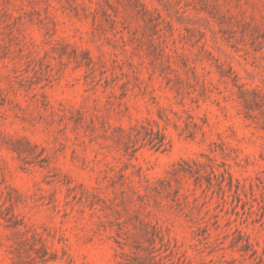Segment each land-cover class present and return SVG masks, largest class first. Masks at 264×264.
Masks as SVG:
<instances>
[{
    "label": "rangeland",
    "instance_id": "rangeland-1",
    "mask_svg": "<svg viewBox=\"0 0 264 264\" xmlns=\"http://www.w3.org/2000/svg\"><path fill=\"white\" fill-rule=\"evenodd\" d=\"M0 264H264V0H0Z\"/></svg>",
    "mask_w": 264,
    "mask_h": 264
}]
</instances>
